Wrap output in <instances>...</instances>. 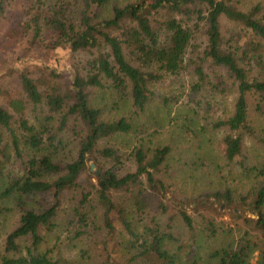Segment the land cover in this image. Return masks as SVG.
I'll return each mask as SVG.
<instances>
[{"label": "trees", "instance_id": "trees-1", "mask_svg": "<svg viewBox=\"0 0 264 264\" xmlns=\"http://www.w3.org/2000/svg\"><path fill=\"white\" fill-rule=\"evenodd\" d=\"M0 29L25 43L0 85V264H264V0H0ZM59 48L68 79L27 63ZM168 78L243 186L189 194L170 145L125 148Z\"/></svg>", "mask_w": 264, "mask_h": 264}, {"label": "rangeland", "instance_id": "rangeland-1", "mask_svg": "<svg viewBox=\"0 0 264 264\" xmlns=\"http://www.w3.org/2000/svg\"><path fill=\"white\" fill-rule=\"evenodd\" d=\"M6 31L0 29V85L5 89L13 91L16 88L17 79L10 73L14 68L21 67L18 61L21 58L20 51L25 48V43L15 42L13 38L3 37ZM19 43V45H18ZM20 56V57H18ZM28 64L41 65L47 69H54L65 78L70 77L71 55L66 48H59L53 51L48 57L28 61ZM182 81V80H181ZM183 85L187 83L181 82ZM180 81L170 78L165 83L154 86V97L149 100L143 112H131L133 116V132L122 138L126 149L133 144L142 142L144 146H158L168 144L171 146L169 157L170 168L172 169L173 181L177 186L183 188L189 194H197L202 191H210L226 186H243L245 178L230 175L227 170L218 172V164L221 158L218 156L219 148L215 145L214 136L211 134L199 133L200 126L194 125L187 119V108L181 104L170 103L165 105L162 96L169 97L172 93H181L182 99L187 98L188 87L179 86ZM101 106H112L110 99L104 101L105 95L99 92L96 95ZM126 107L124 113H128ZM117 113V112H115ZM122 114L123 111L118 112ZM114 114V113H112ZM129 115V114H127ZM209 138V139H208ZM212 140V142H210ZM90 158V157H89ZM88 161L94 167L91 171H98L95 163L90 158ZM224 209V207H221ZM226 210V209H224ZM17 216L11 212L2 217L4 226L0 232V241L6 233L15 225ZM53 240L50 236L46 246L52 247ZM216 241L212 245H217ZM1 249V247H0Z\"/></svg>", "mask_w": 264, "mask_h": 264}, {"label": "water", "instance_id": "water-1", "mask_svg": "<svg viewBox=\"0 0 264 264\" xmlns=\"http://www.w3.org/2000/svg\"><path fill=\"white\" fill-rule=\"evenodd\" d=\"M90 158H87V160H89ZM90 167H91V169L94 167V165L93 164H91L90 165ZM96 173L98 174L99 173V171H96Z\"/></svg>", "mask_w": 264, "mask_h": 264}]
</instances>
